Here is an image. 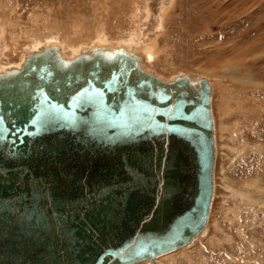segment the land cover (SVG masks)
Returning <instances> with one entry per match:
<instances>
[{"label":"water","instance_id":"obj_1","mask_svg":"<svg viewBox=\"0 0 264 264\" xmlns=\"http://www.w3.org/2000/svg\"><path fill=\"white\" fill-rule=\"evenodd\" d=\"M216 167L208 76L33 49L0 71V264H159L206 233Z\"/></svg>","mask_w":264,"mask_h":264},{"label":"rangeland","instance_id":"obj_2","mask_svg":"<svg viewBox=\"0 0 264 264\" xmlns=\"http://www.w3.org/2000/svg\"><path fill=\"white\" fill-rule=\"evenodd\" d=\"M137 1L135 17L133 0H0L9 46L0 58L18 63L37 40L56 38L71 52L105 36L147 41L145 66L165 78L208 76L218 146L208 231L160 261L264 264V0Z\"/></svg>","mask_w":264,"mask_h":264},{"label":"bare ground","instance_id":"obj_3","mask_svg":"<svg viewBox=\"0 0 264 264\" xmlns=\"http://www.w3.org/2000/svg\"><path fill=\"white\" fill-rule=\"evenodd\" d=\"M137 3H139L137 0H133V9H132V16H135L136 15V13H139V7H137ZM149 5V4H148ZM148 5H147V8H146V10H145V15H146V18L148 19V17H149V15H150V8L148 7ZM164 8V7H163ZM162 8V9H163ZM166 10H167V6H165V8L163 9V13L164 12H166ZM136 12V13H135ZM162 13V15H165V14H163ZM143 15V14H142ZM144 15V16H145ZM135 17H137V16H135ZM143 17V16H142ZM162 17V16H161ZM145 18V17H144ZM133 19V18H132ZM138 19V18H137ZM2 19L0 20V54H2V50H8L7 48L9 47L8 45H6V46H4V47H2V44H6L5 43V40H3V38H4V36H5V28H4V25H6L5 23H2ZM6 21V20H5ZM4 24V25H3ZM160 25V24H159ZM158 25V26H159ZM16 36H18V35H16ZM20 36V35H19ZM18 36V37H19ZM131 36V35H130ZM100 37V36H99ZM2 38V39H1ZM13 38V37H12ZM50 39V38H49ZM15 40H16V37H15ZM20 40V39H19ZM43 42V41H42ZM64 42H66V41H64ZM123 41H114V40H110L108 37H105V36H103V38H96L95 40L93 39V41L91 42H89L88 44L87 43H84V44H81V45H79V46H76L75 45V47L74 46H70V48H72V50H71V52H69V49L67 50L66 48L67 47H69V45L66 43H63V42H60L58 39H56V38H53V39H51V40H48V41H46V42H43V43H40L39 44V41L37 40L36 41V43H34V45H32L29 49L27 48H25L27 51H25L22 55H20L21 57H19L20 58V61L18 62V63H14V62H8V61H3V59H2V57L0 58V71H2V70H4V69H7V68H9V67H13V66H20L21 65V62L23 61V59H24V57H25V55L29 52V51H31V50H33V49H37V48H40L41 46H43V45H47V44H58L63 50H64V53L65 54H68V55H72L73 53H75V52H77V51H79V50H82L83 48H91L92 46H94V45H100V46H107V47H113V46H120V45H125V46H127V47H129V48H132V49H134V50H136V51H138V52H140V54H141V50H143L144 49V51H145V49H147L148 47H145L146 45L148 46V44H147V41H146V45L145 44H143V43H140V42H135V44L133 43H131L132 41L130 40V42H129V40H128V42L127 41H125L124 40V42L122 43ZM38 43V45H36ZM149 43V42H148ZM17 44V42H15V45ZM145 45V46H144ZM150 46V45H149ZM16 51V50H15ZM150 51H152V49H150V48H148L147 49V51H145L146 53V55L147 54H149L150 53ZM151 54V53H150ZM154 55V54H153ZM142 56V55H141ZM142 62H143V65L145 66L146 65V62H144V59H143V57H142ZM147 69H150V68H148L147 66H145ZM211 82V81H210ZM211 85H212V83H211ZM212 99H213V87H212ZM212 108H213V103H212ZM213 115H214V112H213ZM214 119H215V116H214ZM215 135H216V142H217V134H216V124H215ZM217 164H218V146H217ZM216 180H217V167H216ZM216 185H217V182H216ZM215 194H216V187H215ZM215 198V197H214ZM214 201V200H213ZM212 206H213V204H212ZM211 211H212V207H211ZM211 211H210V215H209V219H208V222H207V231H208V225H209V220H210V216H211ZM207 231H206V233H207ZM206 233H200L198 236H197V238H202L203 237V235H205ZM196 239V238H195ZM198 240V239H197ZM184 247H186V246H184ZM184 247H180V248H177V249H181V248H184ZM177 249H175V250H177ZM175 250H173V251H175ZM173 251H170V252H167V253H165V254H162V255H160V256H158V261H159V264H164L163 263V261L161 262L160 261V258L161 257H163L164 255H167L168 253H171V252H173ZM143 261H152V260H142V261H138V262H143ZM138 262H135V263H138ZM132 264H134V263H132ZM152 264V263H151Z\"/></svg>","mask_w":264,"mask_h":264}]
</instances>
